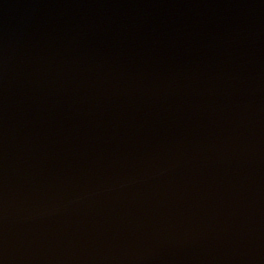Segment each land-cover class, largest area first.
Wrapping results in <instances>:
<instances>
[{
	"label": "water",
	"instance_id": "water-1",
	"mask_svg": "<svg viewBox=\"0 0 264 264\" xmlns=\"http://www.w3.org/2000/svg\"><path fill=\"white\" fill-rule=\"evenodd\" d=\"M0 264H264V0H0Z\"/></svg>",
	"mask_w": 264,
	"mask_h": 264
}]
</instances>
